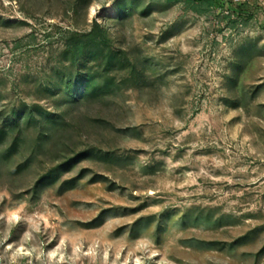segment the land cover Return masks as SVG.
I'll return each instance as SVG.
<instances>
[{"label": "rangeland", "instance_id": "obj_1", "mask_svg": "<svg viewBox=\"0 0 264 264\" xmlns=\"http://www.w3.org/2000/svg\"><path fill=\"white\" fill-rule=\"evenodd\" d=\"M78 1L0 0V264H264V0ZM95 24L114 86L65 105Z\"/></svg>", "mask_w": 264, "mask_h": 264}, {"label": "trees", "instance_id": "obj_2", "mask_svg": "<svg viewBox=\"0 0 264 264\" xmlns=\"http://www.w3.org/2000/svg\"><path fill=\"white\" fill-rule=\"evenodd\" d=\"M88 2L89 0L78 1L79 5H86ZM185 3L191 12L197 15L205 13L203 6H206V10L210 8L215 9L217 6V0H185ZM127 13L128 7L126 3H120L117 8V19L123 18ZM233 14L236 15L237 12H233ZM224 18H228V16ZM63 38L64 47L61 57L64 60H69L71 68H79H77V73H72L70 76H56L58 79L54 82V89L50 93L51 97H60L58 101L63 102L65 105H76L83 101L95 100L107 94L114 86L113 80L108 76L109 70L115 63V60L109 55L105 57L103 50L97 52L98 48L106 46L107 32L104 27L95 24L88 32L64 31ZM101 57L107 60L105 65L100 60ZM95 66H98V68L95 69ZM103 66L102 74H99L98 69L103 68ZM23 113H27V109ZM33 113H37L38 118L41 120L37 121L35 117L33 118ZM27 117L31 118V121L40 124L45 134L48 129L55 128L62 122L59 120L57 114L50 113L47 110L43 111L41 108H34L28 113ZM21 120L22 114H14L0 128V138L5 135L7 129L19 127ZM16 149L17 141L9 149V153H13ZM57 177L58 175L56 174L53 178L56 179ZM53 178H48L47 180H52Z\"/></svg>", "mask_w": 264, "mask_h": 264}]
</instances>
